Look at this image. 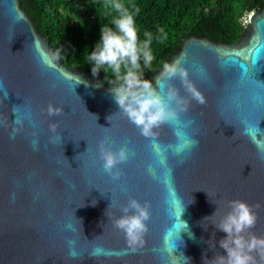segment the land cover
I'll return each mask as SVG.
<instances>
[{"label": "water", "instance_id": "1", "mask_svg": "<svg viewBox=\"0 0 264 264\" xmlns=\"http://www.w3.org/2000/svg\"><path fill=\"white\" fill-rule=\"evenodd\" d=\"M167 63L186 70L205 102L191 100L179 77L165 80L163 67L143 75L157 91L165 83L191 101L180 120L191 122L184 131L197 144L176 155L169 146L177 126L162 124L159 164L152 140L116 104V85L63 66L19 0H0V264H203L205 255L225 254L219 241L226 234L215 224L231 200L260 205L249 232L264 237V0L234 43L190 34ZM49 105L63 112L49 116ZM246 125L260 129L255 143ZM105 138L113 150L129 149L120 180L103 169L98 146ZM132 198L150 206L135 252L113 224ZM183 222L188 230L178 239ZM169 231L177 237L166 246Z\"/></svg>", "mask_w": 264, "mask_h": 264}, {"label": "clouds", "instance_id": "2", "mask_svg": "<svg viewBox=\"0 0 264 264\" xmlns=\"http://www.w3.org/2000/svg\"><path fill=\"white\" fill-rule=\"evenodd\" d=\"M110 6L116 13L111 21L112 26L101 27L100 39L87 57L92 75L95 77L101 71H111L115 75L116 86L112 88V94L116 104L128 121L139 129L140 134L152 140L157 162L164 164L162 149L156 143V129L162 124L171 123L177 126V143L169 146L176 155L189 152L197 144V141L184 131L191 122L185 124L180 120V114L187 111L191 101L180 96L175 87L157 82L160 88L157 91L151 81L142 78L143 68L150 67L155 59L152 50L153 34L145 32L144 38H140L135 14L122 0H111ZM161 76L165 80L179 77L191 100L200 104L205 102L202 94L188 79L186 70L178 63H164ZM3 90V84L0 83V91ZM62 112L61 107L49 105L47 108L49 116H58ZM16 123L20 124L21 121L18 119ZM49 127L53 134L50 143H55L58 125L54 123ZM258 133L260 135V129L245 126V134L253 138L254 143L256 142L254 137H257ZM37 144L38 141L34 139L33 146ZM98 147L103 169L113 180H120L122 172L117 169L128 160L129 149L121 146L113 150L109 138L101 140ZM261 150L264 151V148ZM148 172L154 175L152 165H149ZM227 206L230 211L215 224L219 231L226 234L225 238L219 241V246L225 254H216L211 260L205 255L203 264H260V261H264V237L249 232L258 220L254 207L259 208L260 205L253 206L243 200H231ZM121 211L123 214L113 221L114 227L124 233L129 248L135 252L138 247L143 246V237L148 231L150 206L132 198ZM208 218L205 217L204 220ZM183 225V229L178 230V239L182 230H188L187 223L183 222ZM246 233L249 234L245 235ZM189 235L191 236V233ZM174 237H177V232L169 231L165 236V245L172 242ZM210 242H208L210 247H215V244ZM253 253L260 257V261ZM184 258L189 262L188 258Z\"/></svg>", "mask_w": 264, "mask_h": 264}, {"label": "trees", "instance_id": "3", "mask_svg": "<svg viewBox=\"0 0 264 264\" xmlns=\"http://www.w3.org/2000/svg\"><path fill=\"white\" fill-rule=\"evenodd\" d=\"M20 7L63 66L74 67L104 83L116 84L111 71L93 77L87 59L100 39V30L112 26L116 13L111 0H19ZM135 14L138 35L153 34L155 59L143 68L153 76L175 51L181 40L194 34L216 44H232L244 29L249 12L262 0H122ZM139 10L138 12L136 10ZM162 30V31H161Z\"/></svg>", "mask_w": 264, "mask_h": 264}, {"label": "snow or ice", "instance_id": "4", "mask_svg": "<svg viewBox=\"0 0 264 264\" xmlns=\"http://www.w3.org/2000/svg\"><path fill=\"white\" fill-rule=\"evenodd\" d=\"M242 67L244 68V77H247V75H248L247 66L242 65ZM261 94H262V96H264V89L261 90Z\"/></svg>", "mask_w": 264, "mask_h": 264}, {"label": "flooded vegetation", "instance_id": "5", "mask_svg": "<svg viewBox=\"0 0 264 264\" xmlns=\"http://www.w3.org/2000/svg\"><path fill=\"white\" fill-rule=\"evenodd\" d=\"M148 79L151 78V77H147ZM104 83V82H103ZM106 85H116V84H110V83H104Z\"/></svg>", "mask_w": 264, "mask_h": 264}, {"label": "rangeland", "instance_id": "6", "mask_svg": "<svg viewBox=\"0 0 264 264\" xmlns=\"http://www.w3.org/2000/svg\"><path fill=\"white\" fill-rule=\"evenodd\" d=\"M244 22H245V20H244Z\"/></svg>", "mask_w": 264, "mask_h": 264}]
</instances>
